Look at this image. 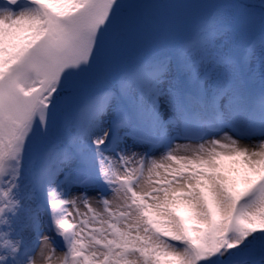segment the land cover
Segmentation results:
<instances>
[{"label": "snow or ice", "instance_id": "6c2138e0", "mask_svg": "<svg viewBox=\"0 0 264 264\" xmlns=\"http://www.w3.org/2000/svg\"><path fill=\"white\" fill-rule=\"evenodd\" d=\"M25 159L64 264H264V0H2L0 213Z\"/></svg>", "mask_w": 264, "mask_h": 264}, {"label": "rangeland", "instance_id": "374dc122", "mask_svg": "<svg viewBox=\"0 0 264 264\" xmlns=\"http://www.w3.org/2000/svg\"><path fill=\"white\" fill-rule=\"evenodd\" d=\"M2 2V0H0ZM196 2H214V0H196ZM176 143H188L184 140ZM195 143V142H193ZM138 151H144L143 148H137ZM163 149L152 152V155L159 159ZM28 166L27 159L24 161V168L21 177L17 180V187L12 189L11 198L17 201L15 207L5 208L0 213V255L7 257L6 261L0 264H27V261L34 256L41 246V238L47 236L51 241L53 248L57 253L65 251L64 238L57 233L53 224V214L48 202V193L45 186L36 185L26 174ZM9 177H4L3 184L0 187H8ZM83 191L75 188L66 191L64 195L71 198L73 193ZM89 195L95 196L96 189H89ZM109 199H113L111 193H105ZM6 204L7 201L0 202ZM93 207L100 209L102 205L92 200ZM81 211H86L83 205H80ZM6 242H11L17 247L14 257L9 255L11 249L6 247Z\"/></svg>", "mask_w": 264, "mask_h": 264}, {"label": "clouds", "instance_id": "9594fccd", "mask_svg": "<svg viewBox=\"0 0 264 264\" xmlns=\"http://www.w3.org/2000/svg\"><path fill=\"white\" fill-rule=\"evenodd\" d=\"M53 245L49 238L45 236L43 238V244L39 248V251L32 256L27 264H64L65 253H55L51 252ZM51 257V259H49Z\"/></svg>", "mask_w": 264, "mask_h": 264}]
</instances>
